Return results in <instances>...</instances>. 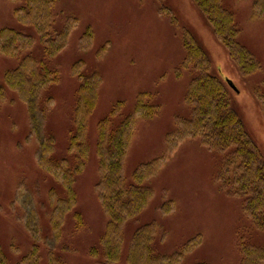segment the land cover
I'll return each instance as SVG.
<instances>
[{
	"label": "rangeland",
	"instance_id": "obj_1",
	"mask_svg": "<svg viewBox=\"0 0 264 264\" xmlns=\"http://www.w3.org/2000/svg\"><path fill=\"white\" fill-rule=\"evenodd\" d=\"M24 4L25 0H0V30L15 28L33 35L36 42L31 53L58 71L59 81L46 92V97H54V103L48 105L45 98L32 112L13 91L0 98V245L9 264H18L35 244L40 248V264H48L49 248L65 264H98L90 251L100 246L107 223L95 192L98 125L121 104L119 115L113 118V123L119 124L134 111L140 95H146L144 102L157 110L151 117L135 120L125 164L127 183H133V172L140 164L156 158L162 161L151 180L154 199L125 226L118 264H127L135 231L153 221L160 225L153 243L156 255L173 254L198 237L197 246L185 253L181 264H243L242 248L263 245L264 232L245 215L243 199L220 188L217 174L222 154L197 138L175 140L171 147L167 139L177 127L176 118L192 114L185 96L194 72L189 69L178 74L186 57L184 29H189L208 51L214 73L238 89L233 91L234 105L264 155V114L259 100V95H264V16L254 18L253 0H225L241 31L240 42L262 66L249 76L231 60L192 0H57L54 30L61 31L69 19H75L76 26L66 47L52 58L46 56L35 29L21 24L14 15V9ZM20 60L0 54V86L5 72L17 67ZM75 65L85 75L96 73L101 85L89 120L90 156L78 177L77 205L67 216L60 241L52 246L51 193L61 198L65 192L39 167L40 138L53 134L55 158L69 157L79 87ZM165 200L175 203L167 215L160 211ZM77 213L82 216L81 226Z\"/></svg>",
	"mask_w": 264,
	"mask_h": 264
},
{
	"label": "trees",
	"instance_id": "obj_2",
	"mask_svg": "<svg viewBox=\"0 0 264 264\" xmlns=\"http://www.w3.org/2000/svg\"><path fill=\"white\" fill-rule=\"evenodd\" d=\"M192 1L241 73L249 76L261 70L260 61L240 42L241 31L234 13L226 7L225 0ZM56 3L57 0H25L24 5L14 9V15L21 24L35 29L49 58L62 52L71 30L76 26V20L69 19L61 31L54 30ZM253 11L254 18L264 16V0H253ZM166 13L169 14V11L166 10ZM172 19L176 23V17ZM35 42L33 35L18 29L4 27L0 30V54L21 57L17 67L5 72L0 98L5 99L6 92L13 91L27 103L31 112L39 108L38 105L45 98L48 105L54 103V97H46V92L59 81V72L50 69L31 53ZM183 45L186 57L178 74L189 69L194 72L185 96L192 114L189 118H176L177 127L167 139L169 147L175 140L197 138L211 151L221 153L223 161L217 174L220 188L231 197L242 198L245 215L257 229L264 232V155L234 105L233 91H237L230 81H224L214 73L208 51L189 29H184ZM73 73L79 87L74 129L68 145L69 157L55 158L56 138L53 134H45L40 138L39 167L51 175L65 192L61 198H57L54 191L51 193L53 209L50 225L55 239L52 246L60 241L67 216L77 205L78 177L85 171L90 156L89 120L95 111L101 85V77L96 73L85 75L80 72L78 65L74 66ZM145 98L146 95L138 96L134 111L119 124L115 125L113 118L119 115L121 104L98 125L99 180L95 192L107 216L100 246L90 251L91 256L99 260L98 264H118L121 261L127 222L147 209L155 197L151 180L157 174L162 158L140 164L133 172L132 184L127 183L125 176L135 120L138 116L151 117L157 110L144 102ZM259 100L264 114V95H259ZM174 209L175 203L171 200H165L160 206L164 215ZM75 217L81 226V214L77 213ZM159 232L157 221L140 226L132 237L127 264H181L185 253L198 244L197 237L187 242L180 251L156 255L153 243ZM13 249L18 250L15 246ZM242 254L243 264H264V244L244 246ZM40 258V248L35 244L18 264H40ZM47 261L48 264H65L53 248H49ZM0 264H9L1 245Z\"/></svg>",
	"mask_w": 264,
	"mask_h": 264
},
{
	"label": "water",
	"instance_id": "obj_3",
	"mask_svg": "<svg viewBox=\"0 0 264 264\" xmlns=\"http://www.w3.org/2000/svg\"><path fill=\"white\" fill-rule=\"evenodd\" d=\"M231 82V83H230ZM230 85L233 87L234 90H236L238 92V89L236 88V86L234 85V83L232 81H230Z\"/></svg>",
	"mask_w": 264,
	"mask_h": 264
}]
</instances>
